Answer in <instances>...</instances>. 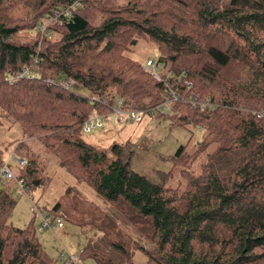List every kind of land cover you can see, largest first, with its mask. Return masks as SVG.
Here are the masks:
<instances>
[{"label": "trees", "instance_id": "1", "mask_svg": "<svg viewBox=\"0 0 264 264\" xmlns=\"http://www.w3.org/2000/svg\"><path fill=\"white\" fill-rule=\"evenodd\" d=\"M142 37L157 45L170 81L186 71L183 81L216 103L199 111L176 101L175 112L159 115L204 133L201 171H184L182 187L167 184L170 173L157 181L134 170L131 142L99 149L83 136L92 109H107L91 96L114 84L128 109L165 98L164 84L127 54ZM65 79L88 95L63 87ZM0 107L113 209L73 187L45 209L95 236L83 258L137 264L140 250L146 264H264V119L255 113L264 111V0H0ZM22 149L24 157L15 152L26 163L13 159L15 173L31 191L44 176L42 159L19 142ZM4 160L0 149V168ZM11 181L0 183V264H55L34 220L25 228L10 221Z\"/></svg>", "mask_w": 264, "mask_h": 264}, {"label": "rangeland", "instance_id": "2", "mask_svg": "<svg viewBox=\"0 0 264 264\" xmlns=\"http://www.w3.org/2000/svg\"><path fill=\"white\" fill-rule=\"evenodd\" d=\"M127 54L139 61L141 65L149 58L157 61L160 57L157 45L145 37L139 38ZM116 85L114 84L106 90L111 97L117 94L120 95L121 88ZM73 87L79 93L88 95L85 88L77 85ZM160 103H156L149 108ZM143 109L146 110V108ZM98 110L104 114L109 113L106 108ZM172 111L175 112L173 105L170 107V113ZM186 112L185 110L184 113ZM0 120V149L3 152L4 162L7 161L6 159L11 153H15L16 156H25L24 149L17 151L18 143L24 142L34 148L43 164L44 176L36 182V185H40L31 189V195H20L16 190L15 183L11 181L13 184L12 194L17 200L10 217L13 224L25 228L34 220V224L37 225L36 223L41 219V210L45 211V209L51 207L67 191L68 187H73L77 192L84 194L88 199L101 204L107 211L113 213L111 206L95 189L80 181L42 141L26 135L27 130L7 114L2 107H0ZM111 121V119L105 118L104 127L89 133L84 132V138L99 149L109 148L114 142H131L134 150L132 167L137 172L157 181L162 179L166 173H170L167 184L172 187H182L185 185L184 171L187 170L196 174L201 171L204 155L196 153V142L202 138L204 133L197 130L195 126L173 125L172 119L168 116H161L154 120L150 114H146L141 122L130 121L122 126H115ZM181 145H184L185 149L181 153L182 156L176 158ZM10 165L15 172L18 171L17 163L13 159L10 160ZM35 203H39V209L35 207ZM35 214L36 219H34ZM65 223V229L60 230L61 228L57 227L56 231H45V233L52 235L54 244L59 247L57 250L48 245L51 255L57 259L55 264H69L68 261H62L58 258L61 249L65 251V254L75 255L78 259L77 264H96L93 258H83L81 256L83 248L93 242L95 236L73 223ZM123 228L132 233L135 238H139L137 232L133 231L135 229L132 226L129 225ZM148 247L152 248L150 245ZM134 260L137 264H146L149 257L144 252L137 250Z\"/></svg>", "mask_w": 264, "mask_h": 264}, {"label": "built area", "instance_id": "3", "mask_svg": "<svg viewBox=\"0 0 264 264\" xmlns=\"http://www.w3.org/2000/svg\"><path fill=\"white\" fill-rule=\"evenodd\" d=\"M77 7V2L69 7V9H62L61 15H68L72 11L75 10ZM57 22L60 23V17L57 15L55 17ZM51 22V21H50ZM47 25H44L42 30H45ZM142 68L145 71H149L152 76L157 80L164 84L165 86V98L163 102L160 104H157L153 106L152 108L148 109H128L124 107L125 99L117 94L111 97L106 91H104L102 96H99L97 94H94L91 96V100L98 102L104 106L107 107L109 113L104 114L101 113L97 108H94V110L88 115L86 121L84 122L83 131L84 132H92L94 130H97L98 128L104 127V119L108 118L111 119L114 118L113 124L115 126H122L130 121L134 122H141L146 114H150L154 120H157L159 115H164L166 113L170 112V107L172 103L176 101H183L189 104V106L192 109L199 110V111H206L208 109H213L216 106V103L211 99V97L206 96L204 98H201L199 94H197L193 88V82L191 80H185L181 78L182 75L186 73V71H183L180 75H177L178 82H172V72H169V75H164L163 71L166 70L165 63L160 60H154V59H147L145 63H142ZM27 76V71L21 72L13 76L10 81L12 83H15L16 80L23 78ZM49 82H53L51 78L48 79ZM183 82L187 89H185V93L181 90L180 86L177 84H181L180 82ZM60 84L65 88H70L74 85H76V81L73 79H65L60 82ZM256 115L262 119H264V111H255ZM199 130H201V127H198ZM14 159L16 162H18L19 165L23 166L26 161L25 159L16 156L15 153H11L9 158L6 159L7 161L3 163V165L0 168V183L4 180H14L16 184V190L20 195H31L30 191L28 190L27 182L25 177L19 176L15 173L12 166L10 165V160ZM35 207L39 209L40 205L39 203H35ZM38 213V212H37ZM41 217V224L39 229L41 231L45 230H53L56 231V228H63L65 226V221L62 218H54L50 214H48L46 211L41 210L40 212ZM63 257L73 264H75L78 259L75 255L71 254H65Z\"/></svg>", "mask_w": 264, "mask_h": 264}, {"label": "crops", "instance_id": "4", "mask_svg": "<svg viewBox=\"0 0 264 264\" xmlns=\"http://www.w3.org/2000/svg\"><path fill=\"white\" fill-rule=\"evenodd\" d=\"M112 123H113V121H111ZM37 224V226H38V229H39V227H40V224H41V219L40 220H38V222L36 223ZM65 227H66V223H65V226L63 227V228H61L60 230H62V229H65ZM39 236H40V238H41V240H42V242H43V244H44V246L47 248V250L49 251V253H50V250H49V248H48V245H50L51 247H53V249H59V247L57 246V245H55L54 244V241H53V239H52V235H50L49 233H45V231H41L40 229H39ZM44 232V233H43ZM66 249H67V247H65ZM68 250V249H67ZM64 251V250H63ZM62 251V249H61V251L59 252V254H58V258H60V255H61V253L63 252ZM68 251H70V250H68ZM71 252V251H70ZM51 254V253H50ZM63 261V260H62Z\"/></svg>", "mask_w": 264, "mask_h": 264}, {"label": "water", "instance_id": "5", "mask_svg": "<svg viewBox=\"0 0 264 264\" xmlns=\"http://www.w3.org/2000/svg\"><path fill=\"white\" fill-rule=\"evenodd\" d=\"M112 121H114V118H112Z\"/></svg>", "mask_w": 264, "mask_h": 264}]
</instances>
